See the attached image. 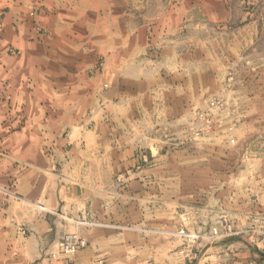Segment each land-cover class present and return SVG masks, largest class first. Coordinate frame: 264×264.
<instances>
[{
  "label": "crops",
  "instance_id": "obj_1",
  "mask_svg": "<svg viewBox=\"0 0 264 264\" xmlns=\"http://www.w3.org/2000/svg\"><path fill=\"white\" fill-rule=\"evenodd\" d=\"M0 24V264L55 263L47 256L57 241L56 226L72 230L79 213L89 221L86 225L95 226V236L85 230L88 246L77 252L76 264L92 244L97 254L105 253L99 249V243L108 241L105 231L117 243L107 254L118 256L119 200L100 198L104 183L97 179L114 178L137 159L132 148L137 114L148 116L152 108H138L136 102L156 95L159 113L176 117L185 112L188 100L217 92L231 65L213 63L207 44L177 51L175 73L160 74L159 84L151 76L137 77L135 64L132 72L121 73L125 63L120 57L105 60V66L112 62L111 75L103 68L72 73L62 56L45 57L33 43H10L9 34L21 33L18 26H10L6 16ZM43 50L50 52L48 46ZM237 81L249 100L247 112L261 113L263 106L255 99L264 95L262 70ZM240 130L234 145H223L213 155L180 153L182 164L194 163L192 169L177 171V178L187 181L177 189L182 197L159 205L161 220L172 208L177 227L202 235L194 264H264V234L255 231L264 218V124L249 120ZM8 146L21 149L8 154ZM238 148L240 153L232 157ZM213 226L226 231L210 240ZM236 241L245 249H231ZM213 242L227 248L213 249Z\"/></svg>",
  "mask_w": 264,
  "mask_h": 264
},
{
  "label": "rangeland",
  "instance_id": "obj_2",
  "mask_svg": "<svg viewBox=\"0 0 264 264\" xmlns=\"http://www.w3.org/2000/svg\"><path fill=\"white\" fill-rule=\"evenodd\" d=\"M0 12V18L6 16L10 26H18L21 32L17 37L9 34L10 43L29 42L37 49L48 46L50 52L41 49L40 53L64 57L72 73L82 68L91 74L103 68L111 75L114 67L112 62L105 66V60L120 57L125 63L120 66L121 73L131 71L135 64L137 77L151 76L159 84L160 74L172 77L175 73L176 54L207 44H211L213 63L231 65L217 92L188 100L185 112L176 117L159 113L161 100L156 95L145 102L138 99V108L147 105L152 111L148 116L137 114L132 147L137 159L118 176L97 179L104 183L100 198L119 200L120 254H107L106 249L117 243H112L111 232L105 231L108 241L99 243L105 253L97 254L99 250L92 244L80 259L81 264H194L203 245L202 235L177 227L172 208L167 211L169 217L161 220L159 205L182 197L177 189L187 181L177 178V171L192 169L194 163L182 164L180 153L213 155L223 145L236 143L246 121L264 124V95L255 99L263 106L261 113H248L249 100L242 97V84L237 81L241 75L259 73V69L264 75V0H0ZM82 60H93V64L85 67ZM5 148L8 154L21 149ZM239 153V148L231 151L232 157ZM103 166L104 171L110 169L108 163ZM82 217L80 213L75 217L72 230L56 226L57 241L68 233L85 240L70 264H76L77 252L88 246L85 230L95 236V226L86 225L89 221ZM20 229L27 233L24 226L19 227L22 233ZM211 246L227 248L215 242ZM230 248L245 249L239 241ZM47 258L49 263H62V259H50L49 254Z\"/></svg>",
  "mask_w": 264,
  "mask_h": 264
},
{
  "label": "built area",
  "instance_id": "obj_3",
  "mask_svg": "<svg viewBox=\"0 0 264 264\" xmlns=\"http://www.w3.org/2000/svg\"><path fill=\"white\" fill-rule=\"evenodd\" d=\"M225 231L221 232L216 226H213L211 227L207 237L214 239L222 235L223 233H225ZM255 231L264 234V218H260L258 220V225ZM22 233H24L23 230H22ZM183 233H184L183 230L179 231V234L183 235ZM84 245H85V240L81 238V236H79L76 233H68L66 235H63L56 242L55 249L49 253V258L55 261L57 259H62L61 264H70L71 259L76 253V251L79 248L83 247ZM181 253H183V251H181ZM188 254H189L188 252L185 253V255H188Z\"/></svg>",
  "mask_w": 264,
  "mask_h": 264
}]
</instances>
